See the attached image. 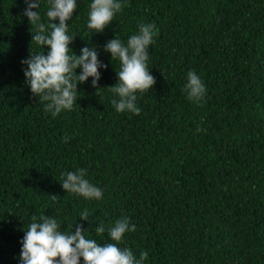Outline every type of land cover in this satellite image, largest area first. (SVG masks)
<instances>
[{"label": "trees", "instance_id": "16d2710c", "mask_svg": "<svg viewBox=\"0 0 264 264\" xmlns=\"http://www.w3.org/2000/svg\"><path fill=\"white\" fill-rule=\"evenodd\" d=\"M119 2L95 33L92 0H77L69 47L77 56L95 47L107 68L53 117L21 63L49 49L32 43L24 0H0V264H21L24 231L40 215L62 231L78 223L100 245L116 243L107 228L127 217L136 230L117 246L147 252L144 264H264V0ZM40 4L47 22L48 0ZM141 24L158 29L147 62L156 83L136 94L140 115L121 113L108 89L120 62L104 47L116 37L126 45ZM189 71L205 85L200 101L184 91ZM79 169L99 200L62 188V174Z\"/></svg>", "mask_w": 264, "mask_h": 264}, {"label": "clouds", "instance_id": "9594fccd", "mask_svg": "<svg viewBox=\"0 0 264 264\" xmlns=\"http://www.w3.org/2000/svg\"><path fill=\"white\" fill-rule=\"evenodd\" d=\"M27 5L24 15L36 32L32 34V43L47 47L49 51L32 54L21 63L26 65L24 75L34 96L45 103V111L53 117L63 110H71L79 98L78 84H83L92 78V87H98L101 79L100 69L107 68L98 58L95 47L81 49L79 56L69 47L76 37L68 34V21L72 19L77 9V0H48L46 11L47 22H41L37 11L40 0H24ZM119 0H92L88 16V29L95 33H103L113 21L114 16L122 10ZM58 20L59 23H53ZM158 29L154 24H141L138 34L130 36L125 45L117 37L108 41L104 51L111 54L112 60H119L120 69L116 71L118 83L108 89L118 99L111 101L117 112L128 111L140 115L137 107V93L152 89L156 80L148 68V49L154 43ZM81 69L77 75L76 70ZM187 84L184 91L188 99L200 101L206 88L195 71L187 73ZM199 131V129H198ZM67 142V137H65ZM85 170L62 174L61 186L65 192L78 194L86 199L99 200L103 196L100 188L94 186L85 178ZM56 199V196H51ZM87 210L81 213L80 220L88 221ZM32 222L24 231L20 252L21 264H144L148 253L142 252L137 259L131 249L120 248L126 232L136 230L129 224L127 217L115 221L114 226L107 228L112 241L100 245L95 239L87 238L83 226L76 223L75 232L62 231L61 224L54 218L45 215L32 216ZM105 226L100 224L95 228L98 235L105 232Z\"/></svg>", "mask_w": 264, "mask_h": 264}]
</instances>
